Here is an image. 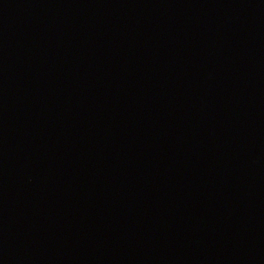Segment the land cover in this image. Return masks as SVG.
Here are the masks:
<instances>
[{"label":"water","instance_id":"95a60500","mask_svg":"<svg viewBox=\"0 0 264 264\" xmlns=\"http://www.w3.org/2000/svg\"><path fill=\"white\" fill-rule=\"evenodd\" d=\"M0 264H264V0H0Z\"/></svg>","mask_w":264,"mask_h":264}]
</instances>
